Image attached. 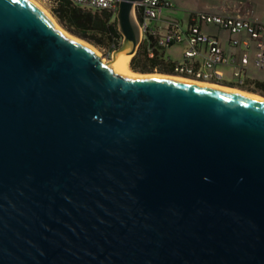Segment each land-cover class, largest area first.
I'll return each mask as SVG.
<instances>
[{"label":"water","instance_id":"95a60500","mask_svg":"<svg viewBox=\"0 0 264 264\" xmlns=\"http://www.w3.org/2000/svg\"><path fill=\"white\" fill-rule=\"evenodd\" d=\"M139 1L103 61L0 0V264H264V100L115 72Z\"/></svg>","mask_w":264,"mask_h":264},{"label":"built area","instance_id":"2783aa9c","mask_svg":"<svg viewBox=\"0 0 264 264\" xmlns=\"http://www.w3.org/2000/svg\"><path fill=\"white\" fill-rule=\"evenodd\" d=\"M73 1L89 8L110 11L114 15L119 2V0ZM168 5V0H141L134 4V15L139 24L141 41L151 37L155 39L157 46L166 47L184 40L186 42L182 52L184 59L201 55L199 46H205L202 51L201 67L197 68L186 61L175 62L172 74L196 81L211 82L222 77V73L216 69L218 65H231L235 85L241 86L250 62L257 69L264 68V15L255 19L248 8L231 10L232 13L196 11L190 13V26L186 32L169 23L168 30L159 34L158 29L151 25V21L156 20L162 8ZM201 25H214L226 30L232 36L230 44L242 48L239 56L224 54L216 39L201 30ZM241 33H244L245 37L238 39L236 35ZM148 53L151 56L153 51L149 50Z\"/></svg>","mask_w":264,"mask_h":264},{"label":"trees","instance_id":"16d2710c","mask_svg":"<svg viewBox=\"0 0 264 264\" xmlns=\"http://www.w3.org/2000/svg\"><path fill=\"white\" fill-rule=\"evenodd\" d=\"M50 11L55 19L70 33L97 46L113 51L119 46L122 36L117 29L115 15L104 9H93L81 5L73 0H50ZM142 40L136 52L130 59V68L137 72H150L154 68L163 66V71L172 72L173 62L165 59L157 48L155 39ZM149 50L153 54L149 56ZM243 89L259 92L264 95V81L250 80Z\"/></svg>","mask_w":264,"mask_h":264},{"label":"crops","instance_id":"0c3cea01","mask_svg":"<svg viewBox=\"0 0 264 264\" xmlns=\"http://www.w3.org/2000/svg\"><path fill=\"white\" fill-rule=\"evenodd\" d=\"M177 1L184 4L186 0H168L169 5L167 7L162 8V10H161V12H160V14L156 20L151 21V25L155 26L158 29L159 34H163L166 30H168L169 23H171L173 25V27H176L178 30H180L182 32H186L190 26V20H189L190 13L196 12V11L232 13L231 10L235 11V10H239L242 8H248V9H250L251 16L255 19H259L264 15V0H206V1H202V2H200V0H196V1L190 0L193 2H192V4H189V5H191V6H188L190 8H186L187 9L186 22L184 24L180 23L179 20H176V19H173L170 21L162 19L163 9L164 8L170 9L173 5H175V3ZM200 28L203 32L209 34L210 36H212L216 39L218 45L221 47L224 54L235 55L238 57L239 54L241 53L242 48L239 45L232 46L230 44V38L232 36L226 30H224L220 27L214 26V25H201ZM236 37L238 39H242L245 37V35H244V33H241L239 35H236ZM145 41H146V43L150 42L147 38L145 39ZM172 45H179L178 48H179L181 57L179 60H173L171 58L170 54H168V56L166 57V56H164L165 52L162 51L161 54L163 55V57L165 59H169L173 63L186 61V62L192 64L193 66L197 67V68L201 67V63L203 60V57H202L203 52L202 51H204L205 46H203V45L199 46V49L202 53L201 55H197L196 57H194L192 59H184L182 57V52L186 46V42L183 40L179 43H174V44H171L169 46H166V48H171ZM161 48H163V47H161ZM216 69L222 73V77H220L218 79H213L211 82H205V83L232 85V86H235L238 88L242 87V86H236L235 82L232 84H225V83L220 82L225 76H230V77L234 78L232 76L231 65H218L216 67ZM263 70H264V68H261V69L255 68L253 66V64L250 62L248 65V69L245 71L243 84L245 85V82L250 81V80L264 81V78L262 79V78H259L257 76L251 75L255 72L260 73ZM241 89H243V88H241Z\"/></svg>","mask_w":264,"mask_h":264},{"label":"rangeland","instance_id":"374dc122","mask_svg":"<svg viewBox=\"0 0 264 264\" xmlns=\"http://www.w3.org/2000/svg\"><path fill=\"white\" fill-rule=\"evenodd\" d=\"M34 2H36L37 4H39L53 19L54 21L63 29L65 30L67 33H69L70 35H73L71 34L68 30H66L56 19L55 17L52 15L51 11H50V8L52 6V2L50 0H33ZM193 1H196V0H193ZM193 1H190V0H186L185 3H181L179 1H177L175 3V5H173L170 9H166L164 8L163 11H162V19L164 20H167V21H170V20H173V19H176V20H179L180 23H185L186 22V13H187V9L186 8H190L188 6H191L189 4H192ZM202 1H206V0H200V2ZM75 36V35H73ZM84 40V39H82ZM85 42H88L86 40H84ZM89 43V42H88ZM91 44V43H89ZM99 53H100V56L101 58L105 61V60H108L110 59L111 57V52L110 51H107V49H105L104 47H97L93 44H91ZM179 45H172L171 48H166V47H163V48H157L160 52L164 51L165 54L164 56H168V54H170L171 58L173 60H179L180 59V51H179V48H178ZM132 56L129 57L128 61H127V66L130 68V59H131ZM131 69V68H130ZM132 70V69H131ZM137 72V71H136ZM139 73V72H138ZM257 73V74H256ZM148 74H151V73H148ZM252 76H257L259 78H264V70L261 71L260 73L259 72H255L253 74H251ZM173 76V75H171ZM176 76V75H174ZM180 77V76H179ZM220 82L222 83H225V84H232L235 82V78H232L230 76H225ZM213 84V83H212Z\"/></svg>","mask_w":264,"mask_h":264},{"label":"bare ground","instance_id":"6f19581e","mask_svg":"<svg viewBox=\"0 0 264 264\" xmlns=\"http://www.w3.org/2000/svg\"><path fill=\"white\" fill-rule=\"evenodd\" d=\"M32 1L36 6H38L47 16L48 18L50 19V21L53 23V25L58 29L60 30L63 34H65L66 36H69L71 38L74 39L73 36H71L69 33H67L65 30H63L55 21L54 19L39 5L37 4L36 2H34L33 0H30ZM77 39V38H75ZM79 42H82V43H85L86 45H88L94 52L95 54L101 58L100 56V53L90 44L86 43L85 41L83 40H79L77 39ZM130 55H126L124 52L120 51L118 53H116L115 55V59L114 61H112L110 63L112 69L115 71V72H118V73H121V74H124V75H127V76H131V77H166V78H170V79H175V80H178V81H181V82H185V83H190V84H194V85H204V86H210V87H222L223 89H229L231 91H235V92H239V93H242L244 95H248V96H252V97H255V98H258V99H261V100H264L263 97L257 95V94H254V93H249V92H246V91H243V90H240V89H235V88H229V87H224V86H218L217 84H211V83H205V82H202V81H196V80H192V79H188V78H185V77H182L179 75H176V76H171V74H160V73H151V74H143V73H138V72H134L132 71L128 66H127V61L129 59ZM102 59V58H101ZM103 60V59H102ZM104 61V60H103Z\"/></svg>","mask_w":264,"mask_h":264},{"label":"flooded vegetation","instance_id":"af4514ba","mask_svg":"<svg viewBox=\"0 0 264 264\" xmlns=\"http://www.w3.org/2000/svg\"><path fill=\"white\" fill-rule=\"evenodd\" d=\"M153 71H158V72L163 71V66L162 67L158 66V67L154 68Z\"/></svg>","mask_w":264,"mask_h":264}]
</instances>
